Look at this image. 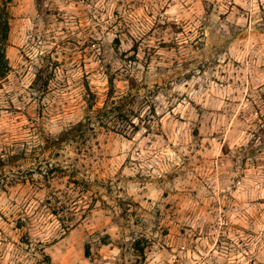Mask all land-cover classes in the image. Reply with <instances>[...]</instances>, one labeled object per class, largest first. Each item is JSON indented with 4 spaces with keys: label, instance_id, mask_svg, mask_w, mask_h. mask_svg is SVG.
I'll use <instances>...</instances> for the list:
<instances>
[{
    "label": "rangeland",
    "instance_id": "1",
    "mask_svg": "<svg viewBox=\"0 0 264 264\" xmlns=\"http://www.w3.org/2000/svg\"><path fill=\"white\" fill-rule=\"evenodd\" d=\"M8 10L0 264H264V0Z\"/></svg>",
    "mask_w": 264,
    "mask_h": 264
},
{
    "label": "trees",
    "instance_id": "2",
    "mask_svg": "<svg viewBox=\"0 0 264 264\" xmlns=\"http://www.w3.org/2000/svg\"><path fill=\"white\" fill-rule=\"evenodd\" d=\"M13 0H3L0 1V81L5 80L10 71L12 70V66L10 64L9 58L6 53V46L7 41L9 38V32H10V14H9V4ZM49 71V65L46 64L44 66H41L37 73V78H42L44 75H46L45 82H48L50 79V73ZM47 72V74H44ZM123 98L125 96L120 97L119 99H116L115 96H112V94H109L108 100L105 103V106L103 108H97L95 107V102H90L88 105V109L91 110V113L87 114L85 120L79 121L68 128H66L60 136L53 138L52 141L55 144H61L62 142L68 141V140H76V139H86L89 136V131H94V123L93 120L96 119H106L109 117V114L112 112L117 111L119 117H125L128 113L126 110H124V106L122 104ZM104 120H101V123L106 124V122H102ZM132 126L136 129V131L139 130L134 123H132ZM76 183H80L79 180H75Z\"/></svg>",
    "mask_w": 264,
    "mask_h": 264
}]
</instances>
